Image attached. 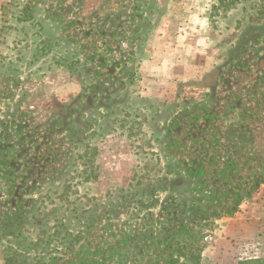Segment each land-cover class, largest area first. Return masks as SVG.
Instances as JSON below:
<instances>
[{"label":"rangeland","instance_id":"1","mask_svg":"<svg viewBox=\"0 0 264 264\" xmlns=\"http://www.w3.org/2000/svg\"><path fill=\"white\" fill-rule=\"evenodd\" d=\"M263 2L0 0V264H264Z\"/></svg>","mask_w":264,"mask_h":264},{"label":"trees","instance_id":"2","mask_svg":"<svg viewBox=\"0 0 264 264\" xmlns=\"http://www.w3.org/2000/svg\"><path fill=\"white\" fill-rule=\"evenodd\" d=\"M219 1V4L222 6V7H225V9L227 8H233L235 7L236 5H238L242 0H218ZM264 1V0H263ZM264 4V2H263ZM264 6V5H263ZM91 175H88L87 176V179L86 180H90V177ZM96 178V177H95ZM72 187L70 185H67L65 187V196L62 198V201H64V203L66 204H69L70 201L68 199V195H69V192L71 191ZM9 222H11L9 220ZM13 222V221H12ZM4 224V223H3ZM11 224V223H10ZM5 226H9V225H5ZM199 251V250H198ZM188 263H181L179 260H174V261H170V264H201V255L200 253L199 254H196L195 252H193L191 254V256L188 258L187 260ZM7 264H12L11 263V259H8L6 261ZM100 264H107L106 262H103V263H100ZM242 264H261V262L259 260H248V261H245L243 262Z\"/></svg>","mask_w":264,"mask_h":264}]
</instances>
